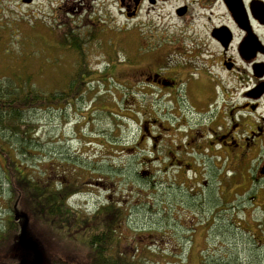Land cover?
Listing matches in <instances>:
<instances>
[{"label": "flooded vegetation", "instance_id": "obj_1", "mask_svg": "<svg viewBox=\"0 0 264 264\" xmlns=\"http://www.w3.org/2000/svg\"><path fill=\"white\" fill-rule=\"evenodd\" d=\"M54 1L56 13L72 21L70 33L80 32L73 40L89 43L109 33L111 53L102 52L108 59L99 82L113 80L116 91L124 89L125 100L135 106L147 98L158 102L151 109L139 106L136 138L109 141L107 147L124 154L130 175L142 181L138 190L154 196L149 204L156 208L158 227L167 225L162 232H170L175 244L183 232L191 247L194 221L180 215L205 209L216 214L226 208L230 195L245 200L237 205L242 211L264 212V0ZM106 15H118L123 27L106 25ZM127 24L139 28L131 32ZM117 51L123 53L121 60ZM117 212L107 221L113 241L106 256L142 257L143 248L168 240L138 234L139 229L135 239L125 241L132 225L146 224L125 221ZM12 218L0 220V240L17 235L18 221ZM4 232L9 233L1 239ZM250 238L252 264H264V215L255 220ZM6 241L0 244L1 259L10 249L16 255ZM171 254L179 258L180 251L173 248ZM202 254L198 264H203Z\"/></svg>", "mask_w": 264, "mask_h": 264}, {"label": "rangeland", "instance_id": "obj_2", "mask_svg": "<svg viewBox=\"0 0 264 264\" xmlns=\"http://www.w3.org/2000/svg\"><path fill=\"white\" fill-rule=\"evenodd\" d=\"M56 6L54 0H34L30 5H24L21 0H0V82L7 85L10 81L13 85L20 86L26 81L38 94L43 95L66 89L71 81H76V91L69 100L70 106L63 104L62 109L59 107L60 110L41 108L31 113L32 115H27L26 119L32 120L34 126V132H31V150L34 155L19 167L22 176L26 178L30 174L36 181L42 177L43 171L47 174L42 181L46 180L49 188H55V176L58 173L65 182L63 189H75V193L65 200L64 207L76 212L80 218L85 215L92 217L97 210L108 207L103 215L104 219L119 216L117 210L120 209L121 219L144 222L145 226L137 228L132 225V229H129L131 232H126L127 242L129 238L135 239V230L139 229L142 231L138 234L150 233L154 237H169L168 240L158 239L156 244L150 245L151 250L143 248V256L135 258L140 264H198L200 251L203 252L201 256L204 255L200 260L203 264H252L250 237L254 232L255 220L261 219L264 212L252 211L249 207L242 211L237 205L241 201L245 204V200L238 196L230 195L226 208L216 214L205 209L180 215L181 219L191 218L194 221L192 225L191 222L187 223L195 229L191 237V247L183 238V232L173 226V222H170V226L182 237L179 244H175L173 239L171 241L170 232H162L163 227L167 225L158 227L156 208L151 209L150 205L154 196L138 190L142 181L130 175L124 154H119L118 148L107 147L109 141L136 138L142 116L139 106L147 105V108L151 109V106L158 102L147 98L137 100L135 106L133 101L125 100L124 89L116 91L118 86L113 80L99 82L98 75L106 69L108 59L102 52L111 53L110 50L107 52V46L110 44L109 33H103L89 43L80 40L70 43L71 37L68 34H72L70 30L74 28L72 21L66 15H58ZM109 7L111 11L112 5ZM106 22V25L112 24L110 27L113 29L123 27L122 19L118 15H106ZM153 23L155 22L152 21ZM130 27L133 32L139 25ZM77 32L74 34L78 35ZM132 35L133 40L138 43V37L135 39L134 33ZM75 45L77 50L73 49ZM80 48L83 49V54ZM119 50L122 49L118 47ZM118 51L115 55L121 60L123 53ZM121 67L117 66L123 76ZM82 76H85V79H82ZM118 81L121 84L122 79ZM129 109L130 112H127ZM67 160L69 161L66 162ZM1 166L0 158V220L11 215L8 209L10 201H13L14 209L19 211V219L23 220V212L27 206H22L19 196H13V192L9 190L10 186L4 180ZM28 194L35 205L38 200L36 190L29 189ZM21 200L23 201V198ZM37 204L40 203L37 201ZM61 209L63 210V207ZM29 211V238L37 241L35 233L44 230L45 235H50L54 230L58 235H62L63 241L60 245L63 249L53 239L54 244L49 245L47 254L56 252V247L66 255L77 249V243L68 240L67 236L73 233L69 232L64 223L60 224L56 217L49 220L48 216L43 215L44 220H49L50 223V229L47 230L36 220V210ZM17 216L14 213V218ZM204 218L206 221L209 219L206 224L202 223L201 219ZM212 218L214 223L210 226ZM22 232L23 228L19 225L15 236L21 237ZM72 237L76 238V235ZM19 239H12L9 244L15 246L14 243ZM25 239L23 245L33 251V248L29 247V239ZM173 248L180 251L179 258L172 257ZM32 251H20L18 264H31L34 259ZM8 252L10 254L12 250ZM34 252L40 254L37 249ZM3 260H0V264H16V260L10 256ZM60 260L61 264H65L66 256ZM85 261L83 255L79 264H85ZM41 264L48 263L43 261Z\"/></svg>", "mask_w": 264, "mask_h": 264}, {"label": "trees", "instance_id": "obj_3", "mask_svg": "<svg viewBox=\"0 0 264 264\" xmlns=\"http://www.w3.org/2000/svg\"><path fill=\"white\" fill-rule=\"evenodd\" d=\"M8 82L7 85L0 82V158L2 159L1 167L6 177L5 182L10 186L9 190L13 192V196H19L22 202L21 205L27 206V208L25 207L27 210L21 211L24 214L23 220L27 231V224L30 221L27 211H33L34 209L37 215L36 220L41 226H44L47 230L50 229L49 220L51 217H56L60 224L64 223L69 232L73 233L67 236L68 240L72 243H77V249L74 252H69V255H66L60 248L58 250L55 245L56 252L47 254L49 245L54 244L53 239L63 249V246L60 245L63 241L62 235H58L55 230L51 233L52 235L54 234L53 236L51 234L45 235V230L44 232L37 231L36 233L34 231L37 240L35 245L42 255V262L61 264L60 258L66 256L65 264H79L80 257L84 255L85 264H140V261H136L135 258L123 260L111 258L104 254L110 250L113 241V233L108 226V220L104 219L103 216L108 208L103 209L98 216L89 217L85 215V217L83 216L84 218H80L76 212L74 213L64 207L65 200L75 193V189H63L65 182H63V177L61 178L58 173L55 176V188H49L46 180L42 181L47 173L45 174L42 171V177L35 181L30 174L24 178L21 170H19V167L23 166L25 161L30 160V157L34 155L31 150V132L34 126L32 120L26 119L27 115H32L31 113L41 108L60 110L63 104L70 103L69 100L76 91L74 90L76 81H71L66 86V89L47 92L43 95L38 94L32 85L26 81L22 82L20 86L13 85L10 81ZM31 188L36 190L38 194L37 201L40 204H37L36 201L34 205V201L29 197L28 190ZM21 198H23V201ZM11 206L14 207L13 201H11ZM61 207H63V210ZM43 215L48 216L49 220L45 221L46 219L44 220ZM66 217L67 219H65ZM115 218L112 217L109 220H114ZM75 235L76 238L72 237ZM8 239L9 242L12 239L17 241V237L13 234L6 238V240ZM6 240L4 242L0 240V244L7 243ZM16 244L17 242L14 243V245ZM78 247H81V249H78ZM82 249H86V251L84 252ZM11 258L16 260V264L20 261L19 255H13ZM0 260L4 261L1 258Z\"/></svg>", "mask_w": 264, "mask_h": 264}, {"label": "water", "instance_id": "obj_4", "mask_svg": "<svg viewBox=\"0 0 264 264\" xmlns=\"http://www.w3.org/2000/svg\"><path fill=\"white\" fill-rule=\"evenodd\" d=\"M22 2L23 3H26V4H28V3H30L31 2V0H22ZM25 238H27L28 239V237H24V239L22 240V248L23 249H28V250H30L28 247H25L24 245H23V242H26V239ZM29 242H30V246L29 247H32L33 248V254H34V259H33V262L31 263V264H41V262H42V256L39 254V253H36V252H34L37 248H36V245H35V242H33L32 240H29Z\"/></svg>", "mask_w": 264, "mask_h": 264}]
</instances>
